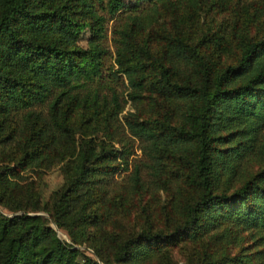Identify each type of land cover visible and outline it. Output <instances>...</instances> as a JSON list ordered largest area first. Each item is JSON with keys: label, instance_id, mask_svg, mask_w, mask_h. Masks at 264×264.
<instances>
[{"label": "trees", "instance_id": "obj_1", "mask_svg": "<svg viewBox=\"0 0 264 264\" xmlns=\"http://www.w3.org/2000/svg\"><path fill=\"white\" fill-rule=\"evenodd\" d=\"M232 2L0 0V264H264V34L203 19Z\"/></svg>", "mask_w": 264, "mask_h": 264}, {"label": "rangeland", "instance_id": "obj_2", "mask_svg": "<svg viewBox=\"0 0 264 264\" xmlns=\"http://www.w3.org/2000/svg\"><path fill=\"white\" fill-rule=\"evenodd\" d=\"M125 1H131V0H125ZM119 17V14L114 15L112 18L108 20V30H107V38L106 43L110 49V51H113V45L111 40V27L115 23L116 19ZM205 21V27L209 26L208 28L210 31L217 30L219 28L223 29L227 35H230L231 28L235 24L239 29L242 30L244 28L245 31L249 32L252 35H263L264 34V0H233L232 4L223 11H217V9L214 10H208L206 14H204L203 17ZM161 20H159L158 23H160ZM207 30V28H206ZM197 32V30H196ZM202 31L200 30L199 33ZM229 37V36H228ZM86 38H87V32L84 31L79 39V43L81 45L86 44ZM113 54L110 58L106 59V65L113 62L112 60ZM146 100L144 101V104L146 105ZM127 107V106H126ZM135 145H137V141L135 142ZM131 158L136 161L141 158V152L138 148L134 151V155L131 156ZM126 171L120 170L116 173V179L115 181V187H122L123 186V177H125ZM35 180V189L40 191L42 199H48L52 191L59 188L63 183V175L59 168L53 167L49 170H47L45 173H43L42 178L38 180L35 176H33ZM129 196V195H128ZM130 201L134 200V205L136 203V196L129 197ZM167 199L166 193L162 189H154V190H148L143 196V201L149 205V209L154 210V213L158 215L161 211V206L164 203V201ZM5 214L11 215V212L2 209ZM45 216H49L48 213L39 211ZM114 219H125L123 214L116 215ZM54 229L57 231L58 235L61 238H64L66 240H69L67 233L63 230L57 227V225L52 221L51 222ZM81 248H84V246H80ZM183 250L179 249V252H176L177 257L182 255L181 253Z\"/></svg>", "mask_w": 264, "mask_h": 264}]
</instances>
